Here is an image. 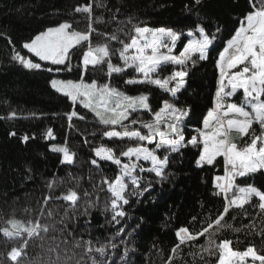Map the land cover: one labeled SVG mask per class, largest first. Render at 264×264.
Masks as SVG:
<instances>
[{"label":"snow or ice","instance_id":"6c2138e0","mask_svg":"<svg viewBox=\"0 0 264 264\" xmlns=\"http://www.w3.org/2000/svg\"><path fill=\"white\" fill-rule=\"evenodd\" d=\"M247 3L248 10L237 19L239 27L215 61L219 76L214 106L207 111L202 127L188 137L185 121L193 109L182 104L180 96L190 87L189 70L209 59L219 27L213 33L203 20H197L195 28L187 32L192 39L179 54H174L182 33L133 23L135 17L131 14L121 19L124 15L121 6L109 7L103 0H96V8L104 9L106 18L104 14L96 15L92 0H85L73 8L72 14H83L89 21L86 31L77 30L72 21L65 20L22 43V49L27 50L23 55L15 51L13 45L15 54L11 60L28 70L71 72L73 57L79 61L77 71L83 74L101 67L106 77L102 83L91 77L90 82H85L82 76L78 81L49 77L50 87L71 101L72 110L64 114L69 129H75L71 123L73 118L85 124L90 118L93 126L100 129L101 139L107 138L113 144L130 141L134 146L121 149L117 154L112 147L91 146L92 141L84 139L83 144L90 146L87 160L90 170L94 166L102 171L103 163L111 162L115 166L114 175L103 177L97 184H92L89 176L92 193L81 187L83 177L71 173L67 174L70 186L63 192H56L55 176L48 181L47 191L36 202V207L24 209L31 216L29 220L11 217L0 225V236L18 241L6 253L9 264H22L25 260L29 264H130L129 253L136 249L127 247L125 237H132L140 223L128 227L124 206L129 205L132 198L138 203L140 197L151 192L155 183L168 180L170 157L175 159L173 154H182L187 148L199 150L196 166L201 169L215 167L218 158H222L223 174L215 175L212 181V194L222 197V206L214 215L212 209H207L199 219L193 216L192 221L201 224L199 229L190 231L181 227L175 232L177 242L170 249L166 264H208L212 257L216 264H248L249 258L251 264H264V254L254 245L240 251L233 248L230 239L217 242V237L225 230L239 233L248 229L246 235L259 237L264 243V190L250 183L256 174L264 176V0H247ZM203 7L204 0H191L185 5V11L199 16ZM94 22L108 26L111 31H99L93 27ZM93 34L103 37L104 42L94 44ZM6 39L11 44V37ZM111 44L119 46L110 47ZM170 66L177 67L173 70ZM161 72L170 74L161 77ZM114 74L125 86H155L166 95L153 109L148 94L128 95L112 84ZM238 92H241L239 103L230 102ZM76 106H80L81 111L75 110ZM143 115L150 118L144 120ZM32 116L35 118L36 114ZM16 117L17 112L11 110L7 118ZM45 135L55 139L51 129ZM236 138L243 143H235ZM22 139L27 142L29 137L25 135ZM51 151L62 154L61 165L73 166L76 162L77 153L70 151L66 142L62 146L52 145ZM27 172L26 179L33 180L31 168ZM238 178L240 183H237ZM100 192L107 193L103 211L106 223L114 228L107 242H100L99 238L95 242L92 238L85 239V234L91 236L94 227L90 210L98 206ZM93 193L96 194L94 199ZM61 201L64 203L62 212L50 207ZM246 205L260 219L259 225L252 219L249 224L234 227L225 219L235 220V215H230L233 212L247 217ZM201 237L203 243H199ZM30 244L40 249V254L34 258L28 252ZM121 245L123 250L117 255L116 250Z\"/></svg>","mask_w":264,"mask_h":264},{"label":"trees","instance_id":"16d2710c","mask_svg":"<svg viewBox=\"0 0 264 264\" xmlns=\"http://www.w3.org/2000/svg\"><path fill=\"white\" fill-rule=\"evenodd\" d=\"M92 2L94 13L104 14L106 18L104 9L96 8V0ZM103 2L109 7L120 5L124 14L121 19L131 14L135 17L133 23L182 33V41L187 38L185 33L195 28L197 20H203L205 26L213 33H216L219 27L220 31L216 33L217 39L210 50L209 59L198 62L195 68L189 70L187 79L190 87L183 96H180V102L190 105L193 109L185 121L187 125L185 136L195 134V130L202 127V120L206 117L207 111L214 106L219 76L215 61L226 47L227 40L239 27L237 19L248 10L247 0H204V7L201 8L199 16L185 11V5L190 4L191 0H103ZM82 3H85V0H0V33L4 34L0 36V117H5L0 119V225L11 217L22 221L29 220L31 216L24 209L36 207V202L47 191L46 183L54 176L57 193L70 186L68 173L75 177H83L81 187L92 193L89 176L91 183L97 184L103 177L114 175L115 166H112L111 162H104L102 171H97L94 166L90 170L87 163L90 146L83 144L84 139L92 141L91 146L103 144L112 147L117 154L121 149L134 146L130 141L113 144L107 138L101 139L100 129L93 126L90 118L87 124L73 118L71 123L75 129H69V122L64 114L72 110L69 107L71 102L50 87L49 77L78 81L82 76L85 82H90L91 77L102 83L106 77L101 67H97L94 72L83 74L77 71L79 61L73 57L71 72L47 73L25 69L11 60L15 51H20L22 55L27 53L26 49H22V43L65 20L72 21L73 27L77 30L86 31L89 21L83 14H72L73 8ZM93 27L102 32L111 31V28L104 24L94 22ZM6 37H11V44ZM121 38L124 39L123 36ZM98 41L104 42V38L93 34V43ZM27 55L31 57L30 53ZM34 59L38 61V58ZM193 59H196L195 55ZM112 62L114 64L117 62L115 56L112 57ZM176 67L170 66L173 70ZM168 74L170 72H161L160 76ZM111 82L134 96L148 94L153 109L157 108L160 98L166 95L155 86H125L123 80L115 74ZM11 110L17 112L14 119L7 118ZM75 110L81 111L80 106H76ZM32 113L36 114L35 118ZM149 118L150 115H143L144 120ZM48 129L52 130L54 140L45 135ZM11 132H15L16 135L11 136ZM25 135L29 137L27 142L22 139ZM65 142L70 151L77 153L73 166L61 165L62 154L51 151L52 145L62 146ZM198 151L187 148L182 150V154H173L175 159L170 157L168 171L171 175L168 180L155 183L151 192L140 197L138 203L136 198H132L130 204L124 206L128 227L140 223L139 229L132 237H125L127 247L136 249L135 252L129 253L130 264H166L170 249L177 242L175 232L181 227H187L190 231L199 229L201 224L193 222V216L199 219L207 209H212L214 215L215 210L221 208L222 197L212 194L214 191L212 181L215 175L223 174L222 158H218L215 167L205 166L201 169L196 166ZM28 168L32 170L33 180L26 179L29 175ZM148 178L152 179V176ZM237 183H240V178ZM250 183L264 190V176L259 173L251 178ZM95 195L93 193V199ZM106 197L107 193L100 192L98 206L90 210L91 224L94 227L91 236L85 234V239L92 238L95 242L96 238H99L100 242H107L106 238L114 232V228L106 223V214L103 211ZM50 207L62 212L64 203L56 202ZM245 207L248 208L247 205ZM248 212L247 217L239 212H233L230 215H235V220L229 217L225 219L234 227L249 224L252 219L259 225L260 219L255 217L253 210L248 208ZM83 219L81 217V223ZM247 232L248 229H243L239 233L225 230L219 234L217 242L221 239H230L233 241V248L240 251L251 244L264 254V243L259 237L246 235ZM203 242L204 238L201 237L199 243ZM17 243L16 240H7L0 236V264H9L6 253ZM123 247L121 245L116 250L117 255L122 252ZM28 252L34 258L40 254V249L30 244ZM22 264H29V261L25 260ZM208 264H216L215 258H209Z\"/></svg>","mask_w":264,"mask_h":264},{"label":"rangeland","instance_id":"374dc122","mask_svg":"<svg viewBox=\"0 0 264 264\" xmlns=\"http://www.w3.org/2000/svg\"><path fill=\"white\" fill-rule=\"evenodd\" d=\"M152 29H158V28H152ZM185 35L187 36V32L185 33ZM182 37H183V34L181 35L180 40L177 42V46H176V49H175V51H174V54H179V52L182 50V47H183V46H186L187 42H188L189 40L192 39V37H188V36H187L186 40H185V41H182ZM56 79H59V78H56ZM126 94H128V95H132V94L127 93V92H126ZM132 96H134V95H132ZM240 98H241V92H238V93L236 94V96L230 98V102H237V103H239ZM70 102H71V101H70ZM254 127H256V126L254 125ZM257 130H258V129H257ZM245 139H247V138H245ZM234 142L237 143L238 145H240V144L243 143V141L240 140L239 138H236V139L234 140ZM149 147H151V146H149ZM248 264H251V262H250V258H249Z\"/></svg>","mask_w":264,"mask_h":264}]
</instances>
